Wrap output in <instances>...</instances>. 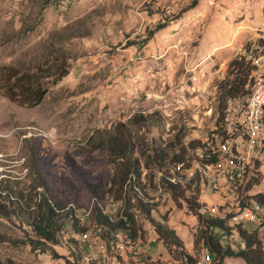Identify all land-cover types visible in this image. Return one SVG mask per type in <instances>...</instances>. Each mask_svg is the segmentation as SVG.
<instances>
[{"label":"rangeland","instance_id":"374dc122","mask_svg":"<svg viewBox=\"0 0 264 264\" xmlns=\"http://www.w3.org/2000/svg\"><path fill=\"white\" fill-rule=\"evenodd\" d=\"M163 23L168 25L150 37ZM262 50L264 0H0V205L7 208L6 188L38 202L33 188L43 180L69 192H80L87 182H108L114 165L97 148L117 131L132 139L142 177L150 174L144 164L153 148L169 152L179 141L182 146L213 141L218 149L219 84L232 60H250ZM2 68L25 76L18 86L42 85V103L27 106L20 96L11 101L7 93L18 88L6 89L10 74ZM62 70L68 75L60 77ZM257 173L260 183L252 197L264 195V154ZM142 183L154 201L147 214L133 200L146 232L133 248L120 239L119 247L102 244L94 218L82 212L80 225L97 242L92 249L71 225L59 234L58 245H37L29 213L15 204L7 217L0 209V264H71L74 251L67 239L78 241L94 264H144L148 257L172 264L153 226L163 218L198 264H211L203 261L206 250L194 249L198 222L186 204L179 209L169 193ZM201 190L200 203L212 214L229 213L231 204L220 194L211 187ZM107 204L112 215L122 207L111 197ZM240 225L257 230L264 246L263 219ZM224 264L247 263L228 257Z\"/></svg>","mask_w":264,"mask_h":264},{"label":"trees","instance_id":"16d2710c","mask_svg":"<svg viewBox=\"0 0 264 264\" xmlns=\"http://www.w3.org/2000/svg\"><path fill=\"white\" fill-rule=\"evenodd\" d=\"M196 6L197 1L189 9ZM167 25L166 23L158 25L150 33V37ZM252 70L251 60L235 58L231 61L228 77L219 84L218 88L221 93L219 97L220 122L229 99L242 98L250 94L246 86ZM2 71H6L5 75L7 72L10 74L5 77L6 89L10 92L18 88V92L7 93L11 101L16 102L14 99L20 96L25 99L24 103H27V106L33 107L42 103L46 96V90H42V85L33 86L27 82V85L18 86L22 77L25 76L16 78L17 76L11 75L12 70L9 68H2ZM61 72L60 77L68 75L65 70ZM12 80L14 84H11ZM178 143L175 149L169 152L165 147L153 148L150 158L147 159L148 162L144 164L145 169H150V174L142 177V162L133 155L136 147L132 139L127 133L117 131L109 138L99 141L97 148L106 151L109 162L114 165V173L108 182H87L86 187L80 192H69L67 189L60 190L43 180L33 188L36 195L40 196L36 203L33 198L25 199L21 192L13 196L15 192L11 188H6L3 191V197L8 199L7 208L1 204L0 209L5 217L15 213V210H12L15 204L18 206L17 210L29 213L28 225L35 233L36 240L33 242L37 245H58L60 243L58 236L67 229V225H71V232L76 235L90 231L89 228L84 229L80 225L81 220L78 213L82 212L90 213L94 218L96 227L101 230L100 237L108 247L116 246L119 236L135 246L144 241L146 232L139 222L133 200H138L139 208L147 214L151 213L152 201H154L145 192L146 186L142 182L147 180L151 187L157 188L156 190L169 193L179 205V209L182 203L186 204L198 222L197 234L193 239L194 249L206 250L211 264H224L228 257L241 258L247 264H264V246L257 230L249 231L241 225L233 227L230 216L212 214L211 210L206 208V204L200 203L201 189L204 187L203 178L199 170L193 177L189 176V171L195 165L212 163L217 158V155L212 154L214 142L212 141L210 147L206 144L201 145L200 142H192L189 146L180 145V141ZM139 155L143 157L142 153ZM208 155L211 157L208 158ZM259 183L257 173L253 181L245 188V200L252 197L250 192ZM109 197L115 203L122 204L116 215L106 212ZM253 198L264 207V195L259 194ZM203 209L206 211L202 212ZM262 219L264 220V216ZM168 223V220L163 218L161 221H153V226L157 241L162 243L169 253L172 264H198L197 259L188 252L184 242ZM235 233L237 238L234 236ZM66 243L74 251L73 260L70 263L85 264L82 249L79 247L80 243L75 239H67ZM8 263L15 264L12 261ZM144 264H160V262L152 263L151 258L148 257Z\"/></svg>","mask_w":264,"mask_h":264},{"label":"built area","instance_id":"2783aa9c","mask_svg":"<svg viewBox=\"0 0 264 264\" xmlns=\"http://www.w3.org/2000/svg\"><path fill=\"white\" fill-rule=\"evenodd\" d=\"M250 60L253 70L246 86L250 94L228 100L221 130L222 140L218 149L212 152L217 158L212 163L195 165V169L189 171V176L193 177L199 170L205 189L211 187L226 203L231 204L229 213L224 216H230L231 224L237 225L255 224L264 216V207L255 198L245 200L244 197L245 188L256 177L257 165L264 154V50ZM207 145L210 147L212 143ZM100 232L96 227V238L107 245L101 239ZM89 233L87 231L78 235L87 250L92 249L96 242ZM119 239L126 247H134L121 236ZM90 255H83L85 264L93 263ZM203 261H211L208 253Z\"/></svg>","mask_w":264,"mask_h":264},{"label":"crops","instance_id":"0c3cea01","mask_svg":"<svg viewBox=\"0 0 264 264\" xmlns=\"http://www.w3.org/2000/svg\"><path fill=\"white\" fill-rule=\"evenodd\" d=\"M193 243V242H192ZM189 251V250H188ZM190 253V252H189Z\"/></svg>","mask_w":264,"mask_h":264}]
</instances>
